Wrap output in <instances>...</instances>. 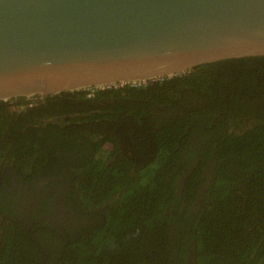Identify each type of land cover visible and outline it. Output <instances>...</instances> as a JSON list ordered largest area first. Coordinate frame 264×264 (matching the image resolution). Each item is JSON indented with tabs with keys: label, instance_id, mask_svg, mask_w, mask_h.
I'll list each match as a JSON object with an SVG mask.
<instances>
[{
	"label": "trees",
	"instance_id": "1",
	"mask_svg": "<svg viewBox=\"0 0 264 264\" xmlns=\"http://www.w3.org/2000/svg\"><path fill=\"white\" fill-rule=\"evenodd\" d=\"M7 158V175L35 186L24 217L45 229L28 235L10 208L21 191L0 188L14 219L0 226V264H264V57L0 101ZM60 193L73 225L55 246L38 239L60 235L39 211L53 215Z\"/></svg>",
	"mask_w": 264,
	"mask_h": 264
},
{
	"label": "water",
	"instance_id": "2",
	"mask_svg": "<svg viewBox=\"0 0 264 264\" xmlns=\"http://www.w3.org/2000/svg\"><path fill=\"white\" fill-rule=\"evenodd\" d=\"M248 57H264V0H0V101Z\"/></svg>",
	"mask_w": 264,
	"mask_h": 264
},
{
	"label": "flooded vegetation",
	"instance_id": "3",
	"mask_svg": "<svg viewBox=\"0 0 264 264\" xmlns=\"http://www.w3.org/2000/svg\"><path fill=\"white\" fill-rule=\"evenodd\" d=\"M37 97L35 98V100L37 101L44 100V99L42 100L40 97L37 99ZM24 100L28 102L27 99H24ZM34 104H32L31 106H33ZM12 108L17 111L21 109L20 106H12ZM249 126H252V124ZM249 126L247 125L245 126L243 124L242 128L245 129ZM5 160L6 161L4 163L0 164V188H7L6 186L8 187L14 186L16 187V189H19L21 191L19 197L16 198L17 200H14L12 206L10 207L11 209H15L16 205H18V209L21 215H18L16 219H18V221L22 220L21 224L25 228L28 235H31L30 233L37 231L38 229H41V228L45 229L44 226H41V225L39 226V224H37L38 222L34 221L33 219H30V218L27 219L26 217H24V215L32 216V214L34 213L32 212V210L36 207L37 198L33 196L34 194L32 193V190L35 188V186H33L32 184L30 187H28L30 185L28 183H22V182L19 183L18 181H13V179L16 178L17 172H15L16 174L14 177H11V175H7L6 171L10 168V164H9L8 158ZM18 184H20V186L22 187L24 186L23 190H21L18 186H16ZM60 196H63V195L60 193ZM50 208L53 213V215L51 216H48L45 212H43L42 208L40 209L39 213L41 216V220H45L46 222H49L50 225L54 227L55 230H57L60 233V235L57 238V237H54L55 236L54 234L51 235L52 237H47L42 234H39L38 239H41L44 243L48 242L49 240L53 241L55 239V243L53 245L57 246L59 243H61V240H63V236L68 234V231H67L68 228H70L73 225V215L66 208V201H65L64 196L59 197V194L56 196L55 199L51 201ZM3 215H4L3 212L0 211V226H3L2 224L5 220H7V222H12L14 220L13 218L10 219ZM22 217L25 219H22ZM88 223H89V220H88ZM73 229L71 228V230ZM76 229L77 228L75 227V230ZM29 238L31 240L33 239L32 236H29ZM35 245L37 247L38 252L42 251L41 247L37 243Z\"/></svg>",
	"mask_w": 264,
	"mask_h": 264
},
{
	"label": "built area",
	"instance_id": "4",
	"mask_svg": "<svg viewBox=\"0 0 264 264\" xmlns=\"http://www.w3.org/2000/svg\"><path fill=\"white\" fill-rule=\"evenodd\" d=\"M141 83H143V82H138V83H127V84H130L131 86H135V85H140ZM125 84H120V85H118V86H113L114 88H117V87H119V88H122L123 86H124ZM110 88V87H109ZM104 89V88H103ZM108 89V88H107ZM94 90H100V89H89L88 91H90V93L92 94V92L94 91Z\"/></svg>",
	"mask_w": 264,
	"mask_h": 264
},
{
	"label": "rangeland",
	"instance_id": "5",
	"mask_svg": "<svg viewBox=\"0 0 264 264\" xmlns=\"http://www.w3.org/2000/svg\"><path fill=\"white\" fill-rule=\"evenodd\" d=\"M27 100L29 101V100H33V99H27ZM34 100H35V99H34Z\"/></svg>",
	"mask_w": 264,
	"mask_h": 264
}]
</instances>
